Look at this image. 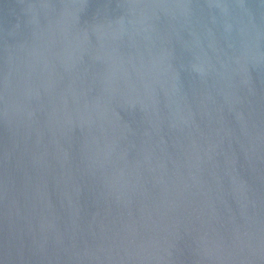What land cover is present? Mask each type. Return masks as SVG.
Masks as SVG:
<instances>
[{
  "label": "water",
  "instance_id": "obj_1",
  "mask_svg": "<svg viewBox=\"0 0 264 264\" xmlns=\"http://www.w3.org/2000/svg\"><path fill=\"white\" fill-rule=\"evenodd\" d=\"M0 264H264V0H0Z\"/></svg>",
  "mask_w": 264,
  "mask_h": 264
}]
</instances>
